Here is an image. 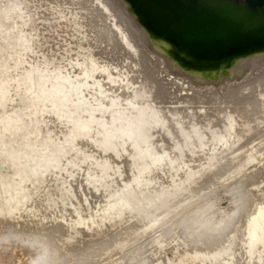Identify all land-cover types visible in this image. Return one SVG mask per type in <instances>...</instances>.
<instances>
[{"label": "bare ground", "instance_id": "6f19581e", "mask_svg": "<svg viewBox=\"0 0 264 264\" xmlns=\"http://www.w3.org/2000/svg\"><path fill=\"white\" fill-rule=\"evenodd\" d=\"M52 3L64 4L65 11H48ZM73 24L84 34L89 55L65 45ZM141 54L131 24L110 0H0V256L8 245H20L30 264L32 255L51 246L55 262L103 264L111 252L127 248L122 259L128 264H176L140 250L148 230L171 219L188 242L180 251L184 264H264L263 185L256 198H234L236 214L221 223L212 224L215 217L200 226L196 219L203 213L195 211L202 204L192 206L264 156V138H256L243 155H219L215 163L217 153L226 154L223 147L264 125V77L226 96L224 133L209 135L193 123L187 132L178 128L181 115L150 111L149 101L137 95L148 85L137 77L148 76ZM117 79L121 91L113 88ZM153 93L164 94L163 87L155 84ZM160 138L167 148L185 146L182 156L152 151ZM208 144L222 149L209 150ZM203 167L212 169L191 180ZM70 182L93 185L97 206H86L89 197L80 200L67 190Z\"/></svg>", "mask_w": 264, "mask_h": 264}, {"label": "water", "instance_id": "95a60500", "mask_svg": "<svg viewBox=\"0 0 264 264\" xmlns=\"http://www.w3.org/2000/svg\"><path fill=\"white\" fill-rule=\"evenodd\" d=\"M110 1L130 21L147 65L137 95L169 113L215 124L230 92L264 77V0ZM155 84L164 94L154 97Z\"/></svg>", "mask_w": 264, "mask_h": 264}, {"label": "rangeland", "instance_id": "374dc122", "mask_svg": "<svg viewBox=\"0 0 264 264\" xmlns=\"http://www.w3.org/2000/svg\"><path fill=\"white\" fill-rule=\"evenodd\" d=\"M113 4L115 5L114 2H113ZM27 7L30 8L29 5ZM116 8L120 11V9L117 6H116ZM65 9H66V7H65L64 4H56V3L55 4L52 3L48 7V11H54V12L55 11L64 12ZM37 17H38L37 15L34 17L36 19V20L34 19L36 25L40 24V21L37 20L38 19ZM125 19L130 23L128 18H125ZM38 21H39V23H38ZM73 26H74V31H73L72 35L70 36V38H66L64 40L65 41V45L67 47L71 48L72 50L78 52V53H82L83 56L89 55L88 54L89 50L87 48V45H85L86 38H85L84 34L81 33L78 30L76 24H73ZM62 32L63 31H62L61 27H57L56 28V33H58V35H62L63 34ZM49 40L51 41L52 39H49ZM52 42H53V40H52ZM26 65H24V66H26ZM100 80L102 81V78H100ZM117 81L118 82H116V84L113 85V88L115 87L116 89L114 88V90H120L121 91V89H122L121 85L123 86L124 84H122V82H120L118 79H117ZM102 83H103V81H102ZM105 83L106 82L104 81L103 84H105ZM117 83H118V85H117ZM120 83H121V85H120ZM119 86H120V88H119ZM120 91H118V92H120ZM139 92H140L139 94H142L143 89H139ZM141 99L144 100V101L145 100L149 101V102H147L148 105H149V107L147 108L148 110L156 111V112L163 111L165 113L167 112L164 109L165 107L162 106L163 104L160 103L158 100L157 101H150V100H147V98H141ZM229 100L227 98L224 99V106H222V108L220 110L221 115H220V117L218 118V121L215 124H211V123L205 124V123L200 122V121H191L189 118L181 116L184 119V122H183V125L179 126L178 128L182 127L185 130L187 129L186 131L188 132V130L190 129L189 128V124L193 123V124H196L198 126H201L202 130L205 131L209 135H215V134L216 135H220L221 133H224L225 130H226V128H225L226 126L225 125L227 124L228 119H229V117L227 116V114L229 113V109H230V101ZM162 108H163V110H162ZM11 115H13V113ZM158 115H160V114H158ZM260 125H261V127H258V129L253 130V132L251 131L252 134H250L251 132L249 134H247L246 131H245V133L243 132V137L240 138L235 144H233L232 146H230V147H228L226 149H225V147H223V149H222V147H220L218 145H217L218 147L215 145L216 148L213 147V146L211 147V144H208V146L211 147V149L209 148V150H212V148H215L216 150L215 149H213V150H215L216 152H219V150L217 151V149L221 148L222 151L226 152V154H221V153L218 154L217 153V160H215V163L219 162V159H218L219 155H221V157H223L224 155H225V157H227L226 155H228L227 158H229V156L232 157V158L239 157V156L243 155V152H245L246 150H249V147L251 145H256V143H258V141H260L262 138H264V136H263L264 135V132H263L264 129L262 130V128H264L263 127L264 125H262V123ZM259 128H261L260 131L262 130L261 133L263 135H260L261 133L259 132ZM172 131H173V129H172ZM174 131H173V134L175 133ZM256 131L259 132V134ZM255 133H256L257 136L255 135ZM230 134L233 135V132L230 131ZM258 135H259V137H258ZM174 136L176 138L178 137V135L176 133L174 134ZM261 136H263V137H261ZM183 137H185V135H183ZM256 138H259V139L261 138V139L259 140V139H256ZM117 141L119 142V140H117ZM159 141L160 142H158V146H156V147L154 146V151H156L157 153L164 152V151H162V149L167 151V152H165V153H163L161 155L170 154L171 157H173L175 155L182 156V152L184 151V149H186V147L184 146V147H182V150L179 151L178 148L180 146L174 147L175 145H170L167 148L168 143L167 142L166 143L163 142V141H166L164 138H160ZM171 142L172 141H170V143ZM207 147L204 148V151L205 152L207 151L206 153H208V150H207L208 148ZM262 147H264V146H261V148ZM123 148H124V146H120L119 149L121 150V153L124 156H127V154H126L127 151H124ZM221 149H220V151H221ZM224 152H222V153H224ZM184 156L185 155L183 154V157ZM221 157H220V161L223 159ZM225 157H224V159H225ZM228 165H230V167H228V168L231 169L232 168L231 164L229 163ZM232 166H233V164H232ZM3 168H4L3 170L4 171L6 170V173H7V168L6 167H3ZM208 168L212 169V167H208ZM208 168L207 167L200 168V170L195 175H193L190 179L192 180V179L200 178L201 175L206 173V171H209ZM206 169H208V170H206ZM229 169H228V171H229ZM235 178L236 179L233 178L231 181H228L227 182L228 184L225 181V185L223 183L224 187L221 186V187L215 188L216 190H214L212 192H209L210 194H208V192L206 191L207 194L205 192V194H204L205 196L201 197L203 199H200L199 201L196 202V204L192 205L193 206V210H194V208L196 210V206H198L199 204H202V205H199V207H202V208L198 207L197 208L198 212L195 211L197 214L198 213L200 214L202 212L203 213V214L201 213L202 214L201 215L202 218H203V215L205 214L204 211L206 212V210H207V213L209 214L210 217L212 215L214 217V218L210 219V217L208 215H204V219L206 217L208 218V219L206 218L207 221L206 220L204 221V219L202 221V218H201V220L196 219L197 223H200L199 224L200 226L205 225V223L207 224L208 222L212 223V220L216 219L215 217H218L217 218L218 221L216 220L212 224H215L216 222L217 223H221L222 221L225 220V217L227 218L228 216H231L234 213L236 214V204L237 203L234 200L236 198H238V196H240V198L237 199V201L241 200V199L244 200V201H249L250 198H256L257 197L258 188H260L261 185H263V188H264V156L257 157L256 160H254L253 162L245 165L241 169L240 173L238 174V177H235ZM188 181H190V180H188ZM227 185H228V187L234 185L235 189H237L236 191L239 194L236 195L237 192L235 193L234 191H232V192L227 191V189H228ZM79 187L80 186L74 185L71 182H70V185H66V189L69 190V191L71 190V192L74 195H76L77 198H80V200H84L85 201L89 197L87 199V201H86V206H93V205L97 206V200H93L94 198H93V196L91 194L92 191H95L93 185L86 186L85 188H79ZM102 188H105V186H102ZM107 188H106V190H107ZM111 191H113V189H111V188H109L107 190L108 193H110ZM115 191H117V187L114 188V192ZM213 192H215V193H213ZM231 194L233 196H236V197L230 196ZM83 195H84V197L81 198V196H83ZM171 197H173V193L168 195V198H171ZM248 197H249V199L246 200L245 198H248ZM84 198H86V199H84ZM91 199H92V201H91ZM201 202H203V203H201ZM205 202L207 203V205H206ZM197 203H199V204H197ZM99 204H101V203L98 202V205ZM230 204H231V206H230ZM213 205H215V207ZM203 206H205V208ZM206 206H207V209H206ZM209 206H211V208ZM208 207L210 209H212V207H213L214 211H213V209L209 210ZM216 207H218V210H217ZM193 210L191 209V211H193ZM221 210H222V212H221ZM209 211H211V212H209ZM218 212L219 213H224L225 216L223 215L221 217L222 214H219ZM142 213H144V212H142ZM196 213H195V215H197ZM217 213H218L219 216L217 215ZM228 213H229V215H228ZM248 214H249L248 212L247 213H243L240 216H239V214H237V216H239V219H238L239 224H238V226L242 225V223L244 222V220H245V218H246V216ZM203 222H205V223H203ZM142 240H143V244L141 246L142 249L140 247V250H142V251L144 250L145 251V252L143 251L145 253L144 254L145 257H150V258H153V259H161L162 261H165V262H169V261L172 260V261H175L176 264H184L185 263V260L182 259L183 254H181L180 251L184 250L187 247L188 242H187L186 239H184V237L181 236V234L178 231V229L174 226V221L173 220L170 219V220H167V221H162L161 223L157 224L152 229L148 230V232L144 235ZM9 246H11V247H9ZM6 248H8L9 250L7 249L4 252V254H2L3 256L2 255L0 256V264H28V262H27L28 258H26L27 256H25L23 254V252H22L23 250L21 249L20 245H18V247L12 246V245H8ZM11 248H13V249L10 250ZM126 251H127V248H120V249H118L116 251L111 252L109 254V256H108V260H109L110 264H128L124 259H122V255ZM79 253H80V251H79ZM70 258H71V256L69 257V259ZM64 259H65V257L63 258V260ZM67 259L68 258H66V260ZM56 262L58 264H63L62 259H58V260H56ZM56 262L54 261V264H57ZM66 262H64V264H66ZM109 262H105L104 261L103 264H105V263L108 264ZM96 264H98V263H96ZM100 264H102V263H100ZM145 264H147V263H145Z\"/></svg>", "mask_w": 264, "mask_h": 264}, {"label": "clouds", "instance_id": "9594fccd", "mask_svg": "<svg viewBox=\"0 0 264 264\" xmlns=\"http://www.w3.org/2000/svg\"><path fill=\"white\" fill-rule=\"evenodd\" d=\"M55 252L51 246H45L32 255L30 264H54Z\"/></svg>", "mask_w": 264, "mask_h": 264}]
</instances>
